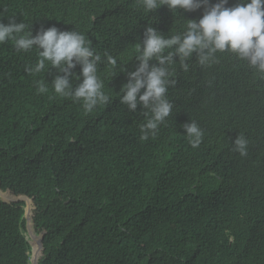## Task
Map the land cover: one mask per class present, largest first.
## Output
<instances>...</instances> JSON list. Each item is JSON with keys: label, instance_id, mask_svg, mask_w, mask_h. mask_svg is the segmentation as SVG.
Instances as JSON below:
<instances>
[{"label": "trees", "instance_id": "1", "mask_svg": "<svg viewBox=\"0 0 264 264\" xmlns=\"http://www.w3.org/2000/svg\"><path fill=\"white\" fill-rule=\"evenodd\" d=\"M203 10L0 0V22L75 29L117 59L114 76L98 70L112 102L86 113L50 85L36 94L56 70L29 75L36 52L0 44V264H264V79L229 53L206 67L193 54L187 72L174 66L172 115L146 141L142 109L116 93L146 27L172 35ZM189 120L204 133L198 148L183 134ZM241 134L246 156L233 151Z\"/></svg>", "mask_w": 264, "mask_h": 264}, {"label": "clouds", "instance_id": "2", "mask_svg": "<svg viewBox=\"0 0 264 264\" xmlns=\"http://www.w3.org/2000/svg\"><path fill=\"white\" fill-rule=\"evenodd\" d=\"M229 0H136L145 13L165 5L173 13L177 9L195 11L203 7L201 18L184 20L183 31L165 36L148 26L143 33L142 43L134 47L137 64L127 71V82L118 93L119 103L128 112L139 106L145 117L140 125V139L155 137L159 127L172 115L173 104L167 98L168 88L175 83L170 79L174 66L187 72L191 58L206 67L216 62L217 53H229L244 61L260 79H264V0H238L233 6ZM29 24L16 22L8 17L7 24L0 22V44L11 42L18 52L35 51L34 64L25 66L29 75L45 73L49 68L56 70L51 83L37 80L36 94L52 92L59 97L80 103L86 113L97 106L108 105L112 98L104 91L105 85L98 75L99 66L106 64L112 77L117 59L108 53L103 55L92 47V42L77 30H60L55 26L41 28L32 35ZM80 68L79 75L73 71ZM126 71L125 67L119 72ZM78 80L79 83H73ZM189 145L198 148L202 143L203 130L192 120L181 125ZM233 151L247 155V139L241 134L233 141Z\"/></svg>", "mask_w": 264, "mask_h": 264}, {"label": "bare ground", "instance_id": "3", "mask_svg": "<svg viewBox=\"0 0 264 264\" xmlns=\"http://www.w3.org/2000/svg\"><path fill=\"white\" fill-rule=\"evenodd\" d=\"M250 112V111H249Z\"/></svg>", "mask_w": 264, "mask_h": 264}]
</instances>
